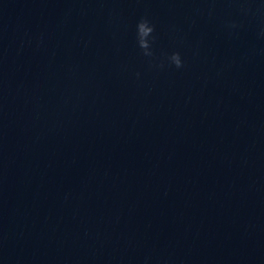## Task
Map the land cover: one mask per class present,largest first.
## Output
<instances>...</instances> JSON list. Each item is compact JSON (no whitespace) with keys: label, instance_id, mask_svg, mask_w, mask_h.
<instances>
[{"label":"water","instance_id":"1","mask_svg":"<svg viewBox=\"0 0 264 264\" xmlns=\"http://www.w3.org/2000/svg\"><path fill=\"white\" fill-rule=\"evenodd\" d=\"M167 7L0 0V264H264V68L217 76L210 36L146 70L135 22L171 50Z\"/></svg>","mask_w":264,"mask_h":264},{"label":"clouds","instance_id":"2","mask_svg":"<svg viewBox=\"0 0 264 264\" xmlns=\"http://www.w3.org/2000/svg\"><path fill=\"white\" fill-rule=\"evenodd\" d=\"M171 18L166 34L172 42L171 50H156L157 25L150 11L146 10L135 22V46L144 59L146 70L183 72L189 61L185 49L193 59H199L210 36L219 38L226 46L227 55L219 64L214 63L217 76L242 67L257 74L264 68V0H163ZM71 10H69L70 12ZM111 15V14H110ZM0 31V67L7 50L3 48ZM45 43L44 33L32 36L27 32L20 37L17 53L25 46ZM139 81L142 73H134Z\"/></svg>","mask_w":264,"mask_h":264}]
</instances>
